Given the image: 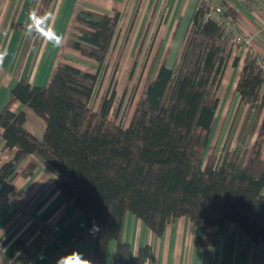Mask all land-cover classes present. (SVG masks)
<instances>
[{"label":"trees","instance_id":"trees-1","mask_svg":"<svg viewBox=\"0 0 264 264\" xmlns=\"http://www.w3.org/2000/svg\"><path fill=\"white\" fill-rule=\"evenodd\" d=\"M53 1L40 0L30 26L35 45ZM221 5L222 16L233 19L235 11ZM206 6L198 2L172 68L165 65L168 49L153 73L157 50L127 123L124 116L119 118V109L112 111L114 90L96 110L91 107L120 13L82 7L75 10L63 48L93 61L95 71L73 66L61 53L45 86L32 87L22 77L0 109L3 149L14 151L0 167V181L12 179L29 156L47 165L61 196L85 217L74 238L93 241V264L105 263L110 242L116 243L113 264L148 261L149 245L133 254L121 239L126 214L155 236L173 220L186 217L202 232L193 240L197 248L214 247L226 221L252 243H264V73L257 60L264 61L250 49L246 52L234 89L242 107L238 125L220 153L206 155L221 82L234 50L233 33L206 19ZM238 62L235 56L232 65ZM15 103L44 121L42 140L25 130L23 112L11 111ZM34 169L30 164L23 176Z\"/></svg>","mask_w":264,"mask_h":264},{"label":"crops","instance_id":"crops-1","mask_svg":"<svg viewBox=\"0 0 264 264\" xmlns=\"http://www.w3.org/2000/svg\"><path fill=\"white\" fill-rule=\"evenodd\" d=\"M199 1L54 0L39 43L35 45L30 26L40 0H0V109L5 106L10 90L22 77L26 76L32 87H43L49 82L61 53L66 59L69 54L80 56L75 51L63 48L70 21L78 7L104 14L119 12L116 35L122 23H131L136 17L143 25H139V22L135 33L141 32L143 36L153 34L156 37L158 32L152 28L151 21L160 15L163 21L166 20L163 35L168 36L169 49L176 39L181 21L185 19L186 26L182 28L177 42V47H181ZM244 1L219 0L217 3L235 11L234 31L252 36L250 50L264 61V4L251 10ZM13 24L21 27L13 28ZM246 52L242 48H235L227 63L220 89L224 80L231 76L234 84L228 92L229 97L237 98L234 89ZM235 56L239 62L234 67L232 61ZM226 104L222 111H225ZM11 111L15 114L23 112L25 130L42 140L45 123L41 118L19 103H15ZM13 155V150L3 149L0 130V167L9 162ZM30 164H34L35 169L31 175L23 176ZM11 197L22 201L27 211L3 203V199ZM0 198V264H57L58 259L69 252H77L87 264H93V241H75L74 238L85 221L83 213L61 196L55 186L54 172L37 157H27L12 179L0 181ZM198 236H202V232L186 217L173 220L166 225L161 236H155L139 219L126 214L121 239L130 245L133 254L149 245L151 252L146 264H264V243H252L234 223L224 222L214 247H195L193 240ZM115 248V242L108 244L104 264H113ZM79 259L73 256L62 264H79Z\"/></svg>","mask_w":264,"mask_h":264},{"label":"rangeland","instance_id":"rangeland-1","mask_svg":"<svg viewBox=\"0 0 264 264\" xmlns=\"http://www.w3.org/2000/svg\"><path fill=\"white\" fill-rule=\"evenodd\" d=\"M139 7L141 8V6ZM139 22L138 18L134 17L131 23L129 21L127 24H121L120 32L116 35L111 53L107 59L108 64L104 65L100 72L91 100V107L96 110L104 96L109 97L112 90H114L115 100L112 111L114 112L119 109V118L124 116L126 123L129 121L135 104L140 97L147 72L157 50H159V55L153 73L157 72L160 63L163 62L162 60L165 57L166 49H168V36L163 35L166 20L163 21L162 17L159 15L154 21H151L152 28L157 29L158 32L156 37L153 34H147L145 37L141 32L135 33ZM140 24L143 25L141 22L139 25ZM185 26L186 21L183 19L180 23L176 39L172 42L166 55V66L168 68L174 66L175 60L179 55V48L181 47H177V42L182 28ZM158 46H160V48H158ZM66 54L68 55V52H66ZM69 55L67 60L73 66L88 72L95 71L96 64L94 62L85 60L75 54ZM131 73L132 75L130 76ZM230 79L231 76H228L224 80L222 88L219 90V110L216 112L215 125L206 155L210 154L212 151L220 153L223 148L227 146L234 129H236L238 125L237 123L242 107H240V104H237L236 97H229L228 92L234 84L233 80ZM225 103H227L225 111H222Z\"/></svg>","mask_w":264,"mask_h":264},{"label":"built area","instance_id":"built-area-1","mask_svg":"<svg viewBox=\"0 0 264 264\" xmlns=\"http://www.w3.org/2000/svg\"><path fill=\"white\" fill-rule=\"evenodd\" d=\"M204 1L207 3L206 6L207 14L205 16L206 19L213 20L223 30L224 33H228L230 31L233 33L234 49L242 48L248 51L252 46L253 37L234 31L235 29L234 21L230 17L225 18L222 16L225 8L221 4L217 3L219 0H204ZM263 3L264 0H247L246 6L248 9L253 10L255 8L261 7ZM262 28L264 29V23L262 24ZM257 64L261 67V70L264 73V64L261 62L260 59L257 60ZM2 201L5 205H12L19 209L27 211L23 202L17 198L11 197V198L3 199Z\"/></svg>","mask_w":264,"mask_h":264},{"label":"clouds","instance_id":"clouds-1","mask_svg":"<svg viewBox=\"0 0 264 264\" xmlns=\"http://www.w3.org/2000/svg\"><path fill=\"white\" fill-rule=\"evenodd\" d=\"M73 256H75V257H80V259H79V264H87V262L84 261V260L82 259L81 255H80L79 253H77V252H69L68 254H66V255L60 257V258L58 259V261H57V264H62V262H63L64 260L69 259L70 257H73Z\"/></svg>","mask_w":264,"mask_h":264}]
</instances>
